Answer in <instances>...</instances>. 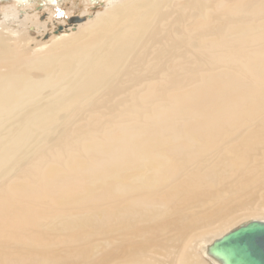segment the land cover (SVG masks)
<instances>
[{
	"label": "bare ground",
	"instance_id": "6f19581e",
	"mask_svg": "<svg viewBox=\"0 0 264 264\" xmlns=\"http://www.w3.org/2000/svg\"><path fill=\"white\" fill-rule=\"evenodd\" d=\"M63 1L0 15V264H224L264 222V0H108L40 41Z\"/></svg>",
	"mask_w": 264,
	"mask_h": 264
},
{
	"label": "water",
	"instance_id": "95a60500",
	"mask_svg": "<svg viewBox=\"0 0 264 264\" xmlns=\"http://www.w3.org/2000/svg\"><path fill=\"white\" fill-rule=\"evenodd\" d=\"M209 251L224 264H264V222L253 220L237 227L216 240Z\"/></svg>",
	"mask_w": 264,
	"mask_h": 264
},
{
	"label": "rangeland",
	"instance_id": "374dc122",
	"mask_svg": "<svg viewBox=\"0 0 264 264\" xmlns=\"http://www.w3.org/2000/svg\"><path fill=\"white\" fill-rule=\"evenodd\" d=\"M107 1L108 0H99L96 3H93L91 0H64L58 7H53L50 5V8L39 5L41 4L39 2L38 4L36 3L33 7L29 8L28 14L39 12V20L48 21V33H46L47 35H44L40 38V41L46 42L52 37L56 38L57 36L61 35L63 27L75 23L76 21L74 20V18L81 16V14H89L90 17H93L96 12L100 10L102 11ZM9 2L13 3V0L0 1V15L2 13L5 14L11 11L10 6L7 5L9 4ZM178 3L179 2L177 0H174L172 2V5L176 7ZM83 11H86V13H84ZM82 20L80 19L79 22H81ZM173 31L176 33L181 32L176 25L173 26ZM32 75L40 76V72L34 71L32 72Z\"/></svg>",
	"mask_w": 264,
	"mask_h": 264
}]
</instances>
